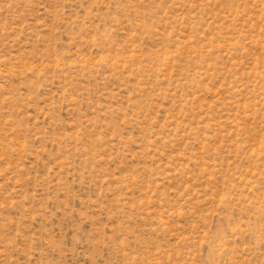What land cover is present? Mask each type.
I'll return each instance as SVG.
<instances>
[{"label":"rangeland","instance_id":"374dc122","mask_svg":"<svg viewBox=\"0 0 264 264\" xmlns=\"http://www.w3.org/2000/svg\"><path fill=\"white\" fill-rule=\"evenodd\" d=\"M0 264H264V0H0Z\"/></svg>","mask_w":264,"mask_h":264}]
</instances>
